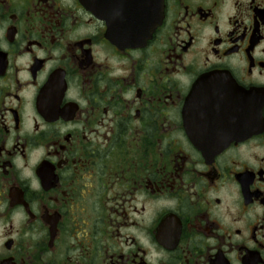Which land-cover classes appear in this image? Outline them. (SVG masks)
Returning a JSON list of instances; mask_svg holds the SVG:
<instances>
[{
	"label": "flooded vegetation",
	"instance_id": "obj_1",
	"mask_svg": "<svg viewBox=\"0 0 264 264\" xmlns=\"http://www.w3.org/2000/svg\"><path fill=\"white\" fill-rule=\"evenodd\" d=\"M154 3L0 0V264H264V0Z\"/></svg>",
	"mask_w": 264,
	"mask_h": 264
},
{
	"label": "water",
	"instance_id": "obj_2",
	"mask_svg": "<svg viewBox=\"0 0 264 264\" xmlns=\"http://www.w3.org/2000/svg\"><path fill=\"white\" fill-rule=\"evenodd\" d=\"M155 10H154V16H153V30L156 28V26L159 24L160 22V10L158 8H160V0H155Z\"/></svg>",
	"mask_w": 264,
	"mask_h": 264
}]
</instances>
